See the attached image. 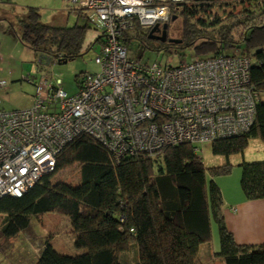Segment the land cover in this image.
Listing matches in <instances>:
<instances>
[{"label":"trees","instance_id":"trees-1","mask_svg":"<svg viewBox=\"0 0 264 264\" xmlns=\"http://www.w3.org/2000/svg\"><path fill=\"white\" fill-rule=\"evenodd\" d=\"M212 1L188 0L172 7L166 33L167 37L176 33L178 43L154 44L148 37L150 27L137 25L126 32L124 42L134 38L168 51L192 47L199 57L237 48L249 59L250 84L257 94L253 122L242 134L210 142L212 154L227 158L243 152L251 137L264 142V5L214 13L208 20L204 14L211 12ZM24 11L19 32L10 23L8 28L35 53L60 63L90 47L83 44L87 23L51 25L40 20L37 7L26 6ZM100 39L101 34L95 42ZM83 73L76 76V83ZM238 165L243 196L264 199V160L243 159ZM230 166L226 161L208 170L186 142L117 157L101 141L81 133L61 148L53 170L21 195L0 196V232L14 236L29 225L30 216L54 212L67 217L72 245L81 251L63 253L46 237L31 264H200L199 248L212 237L213 217L219 238L215 254L221 264H264V242L235 240L221 213L220 188L214 179L206 183L207 170L214 176L228 172ZM72 167L75 180L57 177Z\"/></svg>","mask_w":264,"mask_h":264},{"label":"built area","instance_id":"built-area-1","mask_svg":"<svg viewBox=\"0 0 264 264\" xmlns=\"http://www.w3.org/2000/svg\"><path fill=\"white\" fill-rule=\"evenodd\" d=\"M65 1L101 29L98 70L81 74L73 93L52 71L27 75L31 103L0 108V196L21 195L53 170L61 148L81 133L118 157L183 142L197 152L195 143L239 135L252 124L257 94L249 59L237 48L176 64L127 55V31L166 22L172 7L188 0ZM6 85L0 79V87Z\"/></svg>","mask_w":264,"mask_h":264},{"label":"rangeland","instance_id":"rangeland-1","mask_svg":"<svg viewBox=\"0 0 264 264\" xmlns=\"http://www.w3.org/2000/svg\"><path fill=\"white\" fill-rule=\"evenodd\" d=\"M262 1L264 0H213L209 6L211 12L204 14V17L209 20L214 13L226 15L230 10L237 11L246 7L252 9L257 6L256 3L260 6L264 5L261 4ZM26 6L37 7L41 14L40 20L51 25L72 26L87 23L83 44L85 47L90 44L88 50L60 63L53 62L54 59L52 60L47 54L35 53L8 28L10 23L19 32L20 19L24 17ZM99 34H101V29L87 21L83 12H80L75 4L65 3L63 0H0V79L7 81L5 88L0 87V108L5 110L22 108L31 103L33 85L25 79L27 75L36 76L42 72L52 71L62 79L63 88L67 93L75 92L77 90L76 76L79 73L98 70L94 56L101 47L99 41L95 42ZM174 34L171 35L176 37V33ZM150 39L154 44L160 42L154 38ZM125 46L127 55L134 58L139 57L141 62L159 60L176 64L181 60L192 59L195 54L192 47H184L177 51L154 49L134 38L126 42ZM234 49H229L228 53ZM194 147H198L197 154L208 170L211 167L223 165L226 161L231 164L226 173L212 176L208 170L206 171L207 185L210 179H214L225 197L237 196L242 192L239 183L241 170L238 165L241 160H264V142L258 137L249 138L243 152L230 154L229 160H226L223 155L212 154L210 143H195ZM57 175V177H65L66 180L76 178L73 167L64 169ZM211 220L212 237L200 245L198 258L200 264H221L222 262L215 254L219 249L218 226L213 217ZM68 227L67 217L54 212H46L38 217L30 216L29 225L14 236L4 237L0 232V264H31L38 256L46 237L50 239L54 248L63 253L80 252L81 249L72 245L73 235L72 232H68ZM129 253L130 256L133 255L134 250L131 249Z\"/></svg>","mask_w":264,"mask_h":264},{"label":"crops","instance_id":"crops-1","mask_svg":"<svg viewBox=\"0 0 264 264\" xmlns=\"http://www.w3.org/2000/svg\"><path fill=\"white\" fill-rule=\"evenodd\" d=\"M222 197L221 213L235 240L249 244L264 242V199H246L242 192L233 197L222 194Z\"/></svg>","mask_w":264,"mask_h":264},{"label":"water","instance_id":"water-1","mask_svg":"<svg viewBox=\"0 0 264 264\" xmlns=\"http://www.w3.org/2000/svg\"><path fill=\"white\" fill-rule=\"evenodd\" d=\"M166 25H167L166 22H163L161 25H159V23H155L154 25H152L150 27L148 37L157 39L159 41H166L167 40L169 42H175V43L180 42L181 39H179V38L167 37ZM154 32H158V33L155 34Z\"/></svg>","mask_w":264,"mask_h":264},{"label":"flooded vegetation","instance_id":"flooded-vegetation-1","mask_svg":"<svg viewBox=\"0 0 264 264\" xmlns=\"http://www.w3.org/2000/svg\"><path fill=\"white\" fill-rule=\"evenodd\" d=\"M155 34H157L158 32H154Z\"/></svg>","mask_w":264,"mask_h":264},{"label":"clouds","instance_id":"clouds-1","mask_svg":"<svg viewBox=\"0 0 264 264\" xmlns=\"http://www.w3.org/2000/svg\"><path fill=\"white\" fill-rule=\"evenodd\" d=\"M159 25H161V24H159Z\"/></svg>","mask_w":264,"mask_h":264}]
</instances>
